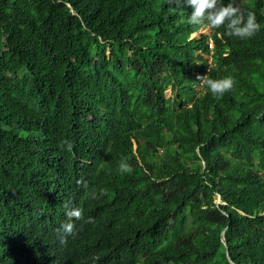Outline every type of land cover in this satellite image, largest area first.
<instances>
[{
  "label": "trees",
  "instance_id": "obj_1",
  "mask_svg": "<svg viewBox=\"0 0 264 264\" xmlns=\"http://www.w3.org/2000/svg\"><path fill=\"white\" fill-rule=\"evenodd\" d=\"M229 2L253 36L182 0H0V264H264V0Z\"/></svg>",
  "mask_w": 264,
  "mask_h": 264
},
{
  "label": "clouds",
  "instance_id": "obj_2",
  "mask_svg": "<svg viewBox=\"0 0 264 264\" xmlns=\"http://www.w3.org/2000/svg\"><path fill=\"white\" fill-rule=\"evenodd\" d=\"M182 2L184 6L187 5L192 8L191 14L188 17L189 24L203 25L206 23L210 28H218L223 25L226 35L240 39L253 36L259 28L256 18L252 13H249L247 18L244 19L240 14L239 8L233 6L231 2L227 4H218V0H182ZM204 30H208L209 35L211 34L209 28ZM197 80L205 83L214 97L223 95L234 86V79L230 75L220 79H208L207 75H204L198 76ZM119 168L122 172L131 171L129 164L124 162L123 159ZM65 215L68 218V222L62 224L61 228L64 233L71 234L74 227L72 219H79L82 216V210L78 207L66 208ZM89 221H91V218H89ZM86 236L91 239V242L94 240L93 234H86Z\"/></svg>",
  "mask_w": 264,
  "mask_h": 264
},
{
  "label": "rangeland",
  "instance_id": "obj_3",
  "mask_svg": "<svg viewBox=\"0 0 264 264\" xmlns=\"http://www.w3.org/2000/svg\"><path fill=\"white\" fill-rule=\"evenodd\" d=\"M202 34L209 35V32H208V30H204V31H202L201 33H196V34H194V35H193V38H201V35H202ZM167 95H168V97H170V96L172 95L171 90H168V91H167ZM217 202H218V203L220 202L219 198H217Z\"/></svg>",
  "mask_w": 264,
  "mask_h": 264
}]
</instances>
